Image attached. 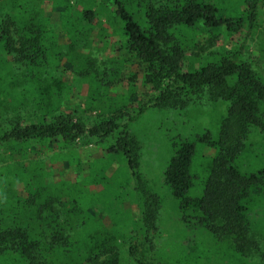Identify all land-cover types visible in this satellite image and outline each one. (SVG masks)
Instances as JSON below:
<instances>
[{
    "label": "trees",
    "instance_id": "16d2710c",
    "mask_svg": "<svg viewBox=\"0 0 264 264\" xmlns=\"http://www.w3.org/2000/svg\"><path fill=\"white\" fill-rule=\"evenodd\" d=\"M226 1L234 7L223 10ZM263 12L264 0H0V264H264V234L253 218L264 212V166L244 173L238 165L256 135L264 142V75L244 60ZM244 29L233 50L207 53L197 42L206 35L213 47ZM93 33L136 60L141 72L129 86L135 90L140 75L153 88L148 103L135 92L111 96L130 60L106 64L85 53ZM67 73L88 88L79 106ZM205 97L226 103V115L217 138L205 131L173 144L164 186L183 227L158 235L162 197L141 171L130 127L150 110H196ZM82 141L107 161L90 163L83 181H57L43 157L82 173ZM198 144L215 152L205 158L200 195ZM191 220L204 238L184 232Z\"/></svg>",
    "mask_w": 264,
    "mask_h": 264
},
{
    "label": "rangeland",
    "instance_id": "374dc122",
    "mask_svg": "<svg viewBox=\"0 0 264 264\" xmlns=\"http://www.w3.org/2000/svg\"><path fill=\"white\" fill-rule=\"evenodd\" d=\"M69 1L72 4L81 6L83 5V1L86 0ZM220 7L223 10H227L231 9L230 7H234V4L226 1L222 2ZM46 9L47 17L51 19V22L59 31L60 44L67 45L69 43L68 37L61 28L58 13L52 10V6L49 3H47ZM257 24L255 26L257 31L251 37V42L248 46L247 52L245 53L246 57L244 60L246 59L247 62L253 65V69L255 71L264 75V12L259 20V23ZM243 31V34L239 35L235 39H231L227 35H223L213 47L207 45L208 37L206 35L200 36L197 42L199 43L200 47L207 51V53L219 49L233 50L237 45H241L246 39L248 30L244 29ZM91 41L92 44L89 46L90 50H86L84 52L88 54L92 53L93 57L102 63L108 64L110 60L117 58L120 60L122 57H125V59L128 58V60H130L128 63H126L125 69L122 72V80L118 79V83L113 87L111 96L115 97L116 95H127L129 93L131 94L135 92L137 94L136 98H138L139 102L144 104L148 103L149 100L154 96L153 88L151 86L144 87L142 85V78L140 75V77L138 76L137 78V86L135 90L129 86L130 75L132 73L138 74L141 72L136 60L125 56L124 53H119L114 50L113 43H115V41L112 43L104 42L96 33L92 34ZM199 54L201 53L199 52ZM189 55L192 56L193 54L190 53ZM65 77L67 82L74 87V93L71 96L73 99L72 106H79L86 101L88 88L87 86L74 81L75 79L72 78L71 74L67 73L65 74ZM134 107H138V104H136ZM227 107L228 105L222 102L217 105H211L209 98L205 97L202 101H200L199 107H196V110L194 107L188 108L186 113H181L180 111L172 109L150 110L130 127L131 134L135 137L141 147V171L146 179L150 182V186H152L156 192L161 194L162 197L163 204L157 223L158 235L170 229L175 230V228H179V226L181 228L183 227L180 223L181 214L178 213V207H176V203L174 202L171 195H168V188L164 186V173L173 156V144L178 143L184 138L195 139L197 135H200L205 131H210L213 137L217 138L221 121L226 115ZM192 109H194L195 112L190 115ZM197 109L200 110L197 112ZM186 115H189V117ZM24 116L26 117L27 115ZM260 141L261 136L256 135V138L252 140V147H250L246 155L240 159L238 165L244 173L256 172L264 166V142L259 143ZM85 143L86 142L82 141L79 146V154L83 162L82 173H79L75 168H72L71 170H65L62 163L53 162L54 154L47 153L46 156L43 157V160L47 162V166H52L54 169L57 181L63 179L70 182L83 181V179L89 174V164L100 158L103 152L99 147L94 145H85ZM214 153V150L208 149L204 147V145L198 144L197 146L194 172L197 173L198 171L201 175L200 179L197 180V184L199 186L197 195L202 193L200 190L203 187V179L205 177L203 167L206 165L205 158L213 155ZM105 161H107V159H104V161L99 159L95 162L98 167L104 165ZM115 163L117 164L118 168H125L121 158L116 159ZM124 178H126L124 175L121 176L119 178L120 182L118 181V183L121 184ZM129 183L130 189H133L136 186V182L133 178L129 177ZM126 184L128 185L127 182ZM92 190L100 191L102 188L92 187ZM112 204L113 203L111 202V205ZM117 206L120 207V204L118 203ZM132 210L136 212L137 207L134 206ZM104 216L106 219V224L110 226V219L107 215L104 214ZM253 218L257 223L255 230L261 231L262 234H264V212H261L260 210L256 211ZM189 223V225L187 224V230H184V232L189 234V237H195L198 234V238H204V230L195 225V221L193 220H191ZM158 235L153 241L157 246L161 244V242H158L157 240ZM262 248L264 249V243L262 244Z\"/></svg>",
    "mask_w": 264,
    "mask_h": 264
}]
</instances>
